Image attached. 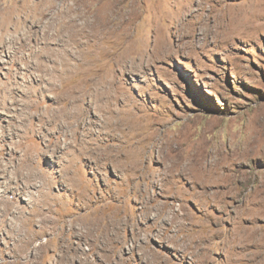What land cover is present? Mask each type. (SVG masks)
I'll return each instance as SVG.
<instances>
[{
    "label": "rangeland",
    "instance_id": "rangeland-1",
    "mask_svg": "<svg viewBox=\"0 0 264 264\" xmlns=\"http://www.w3.org/2000/svg\"><path fill=\"white\" fill-rule=\"evenodd\" d=\"M262 121L264 0H0V264H264Z\"/></svg>",
    "mask_w": 264,
    "mask_h": 264
},
{
    "label": "bare ground",
    "instance_id": "bare-ground-1",
    "mask_svg": "<svg viewBox=\"0 0 264 264\" xmlns=\"http://www.w3.org/2000/svg\"><path fill=\"white\" fill-rule=\"evenodd\" d=\"M258 119H260V117H258V115H257V118H256V120H258ZM261 122V121H260ZM259 122V124H262V123H260ZM263 122V121H262ZM258 124V125H259ZM261 127H264V122H263V125L261 126ZM263 129V128H262ZM261 131H263L264 132V130H261ZM260 141H262V140H260ZM172 143V142H171ZM250 143V142H249ZM253 143V145L252 146H250V144L248 145V152L250 151V152H252L253 154L254 153H257V149H259V148H261V147H263L264 146V140L262 141V143H260V144H258V145H256L255 146V143L256 142H252ZM171 145V144H170ZM169 145V146H170ZM181 146V145H180ZM179 145H177V146H174L173 148H171V151H172V153H174V155L176 156L173 160L174 161H176V162H174V167L175 168H178V167H180L181 166V163H187V156H184L183 157V155H184V153H183V151H182V148L180 147ZM171 153V154H172ZM173 156V155H172ZM170 158V157H169ZM170 160V159H169ZM214 161H216V160H214ZM182 164V165H183ZM220 164V163H219ZM216 165V164H215ZM185 166V165H184ZM186 166H187V164H186ZM186 166H185V168H186ZM173 167V166H172ZM173 167V168H174ZM201 167H202V164H201ZM205 170H206V166L205 167H203ZM218 168V167H217ZM212 170H213V168H212ZM214 170H215V168H214ZM217 170V169H216ZM204 172V171H203ZM209 172V171H208ZM212 175H209L208 177H211ZM27 186H23L22 188H17L16 189V191L18 190V191H23L25 188H26ZM40 195H41V192H40ZM8 207V206H7ZM5 208L4 210H2V211H0V226L2 227V228H4V227H8L9 228V230L7 231V233H8V237H10L11 236V234H12V232L13 231H15L17 228H18V225H17V223H16V221H17V219L18 218H20L21 219V221L23 222H25V219H26V221L27 222H31L32 221V219L31 218H24V217H21L20 215H21V210L19 211V212H15L13 215H12V218L11 219H8L7 217H8V215H10L11 214V212H10V210H9V208ZM17 210H19V208L17 209ZM38 209L36 210V209H34V212H31V213H29V215L30 216H36L37 214H38ZM93 214V215H92ZM92 214H87L86 216H82V217H78V218H76L75 220H72L71 221V227H69V230H67V231H64V230H62V231H60L59 232V234H66V235H70V236H74V237H76L77 239H78V243H72V246L74 245V253H72L73 255V257H76L78 254H80V253H82V252H84L83 251V249H82V242H86V241H88L93 235V233H95L96 231H97V238L99 239V237L101 236V235H104V233H106L107 231H108V229L110 228V230L112 229L113 231L115 230V231H119L120 230V227L119 226H117V222L116 221H112V222H110V223H108V222H106L105 221V219L103 218V217H98V216H94V214L95 213H92ZM81 221H84V224L83 225H85L84 227L82 226V225H80L79 227H78V225H79V223L81 222ZM46 222H47V220H46ZM46 222H45V224H46ZM43 221L41 220V221H39V224L40 225H43ZM82 224V223H81ZM4 226V227H3ZM22 226V225H21ZM53 230V229H52ZM55 230V229H54ZM109 232V231H108ZM111 232V231H110ZM109 232V233H110ZM110 235V234H109ZM72 238V237H71ZM101 238V237H100ZM105 239V238H104ZM33 240H34V238H31L28 242H27V244H32V242H33ZM93 241V240H92ZM97 241V240H96ZM65 243V242H64ZM92 243H94V242H92ZM96 244V243H95ZM97 245V244H96ZM63 246V245H62ZM70 246V245H69ZM68 246V247H69ZM98 246V245H97ZM34 249H36V252L38 253L39 252V250H40V247L39 246H36ZM43 249H45V247L43 248ZM96 249V246L95 245H92V247H91V249H90V252H92V251H94ZM3 250L2 249H0V254H1V252H2ZM85 253V252H84ZM35 255H36V253H35ZM88 255V254H87ZM88 257L86 256L85 257V260L82 262L83 264H86V263H88V259H87ZM80 259H82V257L80 258ZM71 261L72 260H74L73 258L72 259H70ZM33 262V261H32ZM6 264H9V263H6ZM11 264H32L31 263V261L30 260H28L27 258H25V259H23V258H16V260L13 262V263H11Z\"/></svg>",
    "mask_w": 264,
    "mask_h": 264
}]
</instances>
